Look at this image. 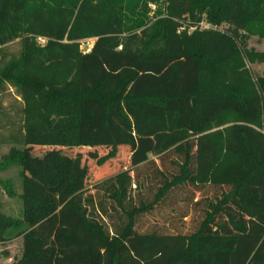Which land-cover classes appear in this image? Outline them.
Instances as JSON below:
<instances>
[{"label": "trees", "instance_id": "obj_1", "mask_svg": "<svg viewBox=\"0 0 264 264\" xmlns=\"http://www.w3.org/2000/svg\"><path fill=\"white\" fill-rule=\"evenodd\" d=\"M205 18L226 27L187 33ZM253 35L264 38V0H0V52L21 45L0 57V92L10 85L23 103L20 146L0 159L21 182L17 193L0 177L22 202L20 216L0 208V243L22 238L11 264H264V71L253 78L245 63L264 64V52L247 46ZM34 146L38 162L51 148L60 179L49 190L27 174ZM75 147L107 149L97 166L127 147L129 168L94 193L68 186L60 150ZM146 164L156 189L135 204ZM187 185L203 194L190 199L193 230L141 229Z\"/></svg>", "mask_w": 264, "mask_h": 264}, {"label": "rangeland", "instance_id": "obj_2", "mask_svg": "<svg viewBox=\"0 0 264 264\" xmlns=\"http://www.w3.org/2000/svg\"><path fill=\"white\" fill-rule=\"evenodd\" d=\"M151 9H155V6L151 5ZM151 15V13H150ZM200 23V24H199ZM199 23H195V28L187 27V33H192L196 28L199 30H207L209 28H222L226 27L222 25L219 27L217 23H212L208 21L206 18L202 19ZM216 25V26H215ZM192 26V27H194ZM207 27V28H206ZM216 27V28H217ZM185 27L179 28L177 31H182ZM39 43H44V39L39 38ZM93 39L85 38L80 40V49L81 46L83 49L87 46H92ZM247 46L250 48H254L257 51L264 52V38H259L257 35H253L247 41ZM21 45L20 40L16 39L12 42L7 43L1 48L0 57L3 55V59L7 60L12 56H17L20 52ZM246 67L250 71L253 78L257 76H262L264 71V64L262 63H250L245 60ZM23 106L21 97L16 92V90L10 86L6 85L5 89L0 92V159L3 155H6L11 147H19L20 144L14 142L13 135L19 133L22 127V112L21 108ZM20 135V133H19ZM19 138V137H18ZM19 141V140H17ZM28 156L29 163V171L27 174L30 176L33 174V177H39V180L44 182V185L48 190L50 189L49 185H53L57 180L60 179V176L54 175V171L51 167H54V160L49 157L47 152L51 148H47L48 150L43 151L41 154H46L45 159L42 162L36 161L35 156H38L36 153L39 151L38 149L41 146H34ZM107 149L101 147H75V148H63L60 152L71 158L70 163H68L69 167L73 169L70 174L68 181V186L79 185V186H87L91 193L95 192L93 189V184L103 178L108 177L109 175L119 171L120 169H128L129 168V152L127 147H120L117 153V156L113 159L107 160L102 165L97 166L96 159L98 156L106 153ZM39 154V153H38ZM40 155V154H39ZM40 157V156H38ZM169 158H173V155ZM75 161H74V160ZM150 159H153L157 164H159V159L156 156L151 155ZM63 172V166L61 165ZM153 168V165H142L137 168L138 177L137 180L140 182V185L135 188L132 192V200L135 204H138L141 200H148L152 197L153 191L156 189V182L146 180V176L150 170ZM165 172H173V166L169 165V163L165 164V167H161ZM50 173L49 175L47 172ZM71 171V170H70ZM40 176H39V175ZM63 174V173H62ZM130 174L134 176V172L131 171ZM65 175V174H64ZM0 177L2 179L9 178L13 182V187L15 191L18 193L21 189L20 178H18V168L16 166H12L0 173ZM68 178V179H69ZM48 186V187H47ZM78 189V188H73ZM65 193L68 192V188L64 189ZM6 193L2 185L0 184V208L11 214L12 216H20L22 202L20 196H8L7 199L1 198ZM7 195V193H6ZM203 196L202 192L199 193L193 186L187 185L184 187L175 188L168 196L167 200L160 205V207L155 211V213L150 214V216H145L142 219V227L141 229H149L151 226H161L165 222L166 224L170 223V228L175 230H179L181 232H190L193 230L197 224V221L200 219L201 208L192 209L190 208V199H201ZM4 197V196H3ZM189 202V208L188 206ZM185 215L182 219L178 218L177 215ZM148 217V218H147ZM115 222L116 216L112 215V218ZM164 221V222H163ZM164 224V225H166ZM167 224V225H168ZM173 232V230H170ZM3 252H7L9 257H6L2 254ZM22 252V238L17 237L11 239L10 241L1 242L0 243V258L4 256L6 261H10V264L13 260L19 258Z\"/></svg>", "mask_w": 264, "mask_h": 264}, {"label": "crops", "instance_id": "obj_3", "mask_svg": "<svg viewBox=\"0 0 264 264\" xmlns=\"http://www.w3.org/2000/svg\"><path fill=\"white\" fill-rule=\"evenodd\" d=\"M3 196L1 197V198H5V199H7L8 198V195H6V193L5 192H3ZM10 198V197H9ZM5 257H6V259L9 257V254L6 252H3L2 253ZM4 256H2V258H0V264H10V261H6V259L4 258Z\"/></svg>", "mask_w": 264, "mask_h": 264}, {"label": "built area", "instance_id": "obj_4", "mask_svg": "<svg viewBox=\"0 0 264 264\" xmlns=\"http://www.w3.org/2000/svg\"><path fill=\"white\" fill-rule=\"evenodd\" d=\"M200 24V23H199ZM216 26V25H215ZM217 27V26H216ZM216 27H214V28H209V29H219L218 27L216 28ZM191 28H195V26L194 27H191ZM207 28V27H206ZM90 48H91V46L89 45V46H87V47H85V49H83L82 48V46H81V50L83 51V52H88L89 50H90Z\"/></svg>", "mask_w": 264, "mask_h": 264}]
</instances>
